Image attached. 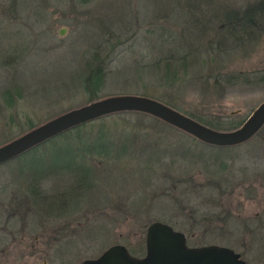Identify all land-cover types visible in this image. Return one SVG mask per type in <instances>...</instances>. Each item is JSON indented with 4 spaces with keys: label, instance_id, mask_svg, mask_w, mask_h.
I'll use <instances>...</instances> for the list:
<instances>
[{
    "label": "rangeland",
    "instance_id": "obj_1",
    "mask_svg": "<svg viewBox=\"0 0 264 264\" xmlns=\"http://www.w3.org/2000/svg\"><path fill=\"white\" fill-rule=\"evenodd\" d=\"M244 2L17 0L15 19L0 17V143L29 130L30 125L86 104L89 89L84 88L82 76L86 60L94 52L103 58V80L93 91L97 97L150 96L180 113L213 120L222 129L241 123L264 100V26L251 42H213L210 54L203 49L190 54L185 68L179 62L174 64L176 72L171 78L145 66L157 58L176 59L180 52L172 49L174 37L177 30L186 35L193 18L206 23L216 4L221 11V6L240 9ZM60 29L62 34H58ZM215 34L213 30L209 33L212 37ZM181 48L177 49L183 52ZM216 48L220 51L218 59L215 57L218 64L208 60ZM4 56L11 60L9 64L1 61ZM216 72L219 77L227 74L229 82L214 86L212 74ZM12 81L18 88L22 85L23 95L8 102L1 98V90ZM92 124L81 130L91 132L92 137L104 130L116 142L137 134L135 142L118 158L98 154L86 157L84 162L92 172L89 186L77 189H69L74 184L69 169L56 170V174L34 184L29 182L36 172L33 166L17 164L21 163L18 160L3 163L0 221L16 204H37L33 186L44 197L37 205H44L46 198L62 199L52 195L66 189L73 193L65 203L68 210L64 219L84 224L74 234L78 243L86 242L77 260L97 255L113 243L142 253L148 223L157 220L176 227L192 212L197 220V243L228 244L251 264L264 261V126L241 145L213 148L140 112L108 115ZM50 145L43 144L37 154L32 152L22 162L29 163L31 157L39 155L47 158L38 162H52L49 155L57 157L58 151L50 150ZM73 155L75 152L68 150L60 157L72 160ZM16 167L27 180L25 185V180L17 177ZM46 167L42 164L41 169ZM220 210L229 211L223 213L226 217L231 215L223 220L225 224L202 218ZM238 216L244 217L242 229ZM74 248L71 255L78 251Z\"/></svg>",
    "mask_w": 264,
    "mask_h": 264
},
{
    "label": "trees",
    "instance_id": "obj_2",
    "mask_svg": "<svg viewBox=\"0 0 264 264\" xmlns=\"http://www.w3.org/2000/svg\"><path fill=\"white\" fill-rule=\"evenodd\" d=\"M190 1H193V0H190ZM15 5H17V0H8L5 3L0 2V17L5 18L7 20L15 19L16 13H17L16 9H14ZM216 5H215L214 12L211 13V19H209L206 23L199 21L197 18H193V20H194L192 22L193 25H191V23H190L189 27L186 30L187 36L185 35L183 30H180V31L177 30L178 36L175 34L176 36L174 37V40H173L176 42H175V44L174 43L172 44V49H175L176 51L180 52V53H178V56H176V59L171 60V58H168V57L157 58V59H154L155 62L148 63L147 64L148 66H145V67L154 68L155 71L157 73H159L160 75H161V72L164 74L166 73L165 76L166 77L170 76V78H171V77L175 76V74L172 75V73L176 72L175 71L176 68L174 69V67H175L174 64H177V62H179L182 65V67L185 68V66L187 65L186 57H189L190 54H193V53L196 54L197 51H199L200 49L207 50V51H209V54H210L212 52V51H210V49H211L210 47H212L211 45L215 44L213 42L222 43V42L230 41L232 44H235V43L239 44L241 42H244L243 40H247L248 42H251L252 40H255V38H257L258 36H260V34L258 32L262 31V29H263L262 27L264 26V0H245L242 8H240V9H229V8H225L224 6L220 5L221 11H219V9H218L219 6L217 7ZM211 21H212V23H211ZM172 24H174V23H172ZM211 25H212V27H211ZM211 30H213V32L216 33L215 34L216 36L214 35L212 37L209 35ZM21 45L24 46V44H21ZM180 46L182 47L181 49H183V52L178 50L180 48ZM17 50H19V49H17ZM213 51H215V50H213ZM219 52L220 51L217 50V48H216V52H214V54H212V58H208V60L210 59L213 61V63L218 64V62L215 61V57L217 58V55H220ZM204 53H207V52L204 51ZM14 54H16V56H17V54H18L17 51H15ZM168 54L173 57L174 52L170 51V52H168ZM207 55H208V53L206 54V56ZM4 57L1 58V61L3 62V64L4 65H6L7 63L9 64V62L11 61L10 59H8L9 57H5V58ZM10 57H15V56H10ZM85 63H86L85 64L86 69L84 68L85 73L82 76V80H83L84 88L89 89L88 90L89 91L88 99H87V101H85V103H88L90 101H93V100L100 98V97H97L93 91H94V88H96L97 85L99 83H101V81L103 80V67H102L103 66V64H102L103 58L101 60L100 58L97 57L96 52H94L86 60ZM160 64H163L162 66L164 68L167 67V70H164V69L161 70L163 67H161ZM158 70H159V72H158ZM213 70H214V67H213ZM218 75H219V72L212 74V82H213L212 84L214 86H217L218 82L219 83L220 82H229L230 77H228L227 74H223V77H219ZM170 78H168V79H170ZM13 82L14 81H12V84H9V83L6 84V87L1 90V98H3L4 100H6L8 102H12L13 100H15V96H17V95H19V96L23 95V92L21 91L22 85H20V88H18L16 86V83L15 82L13 83ZM20 93H22V94H20ZM147 97H150V96H147ZM123 112H135V111H123ZM118 113H122V112L106 114V115L100 116L94 120L73 126L69 129H67V130H65V131H63V132H61V133H59V134H57L51 138H48L47 140L27 149L26 151L22 152L21 154L3 162V163H6V162L11 161V160H18V161H21V163H17V164H20V165L25 164V165H29L30 167L33 166L34 169H36V172L31 174V176L29 178V182L33 181L34 184L36 182L41 181V180L48 179L50 176L56 174L57 171H59V169H63V168L69 169L70 173L72 174V177H73L72 180L74 182V184L70 185L69 189H72V188L77 189L79 187L82 188L83 185L88 187L89 186V180L88 179L91 178L92 172L89 169L88 164L86 162H84V160H86V157L98 154V156L103 155V156H113L115 158H118V157L122 156V154H124L127 147L130 148L129 145H131L135 142V135H137V134H132L130 136V138H125L124 140H122V142H116V140L114 141L112 138L107 137V136H110L109 132H106L104 130H100L102 133L99 132L96 134L95 137H92L91 132H86V131H83L81 129L84 126L94 125V124H92L93 121L99 120L102 117H105L108 115H113V114H118ZM135 113H139V112H135ZM184 114L189 116L190 118L196 120L197 122H200L206 126H209L213 129H217V130H230V129L236 128L237 126L240 125V123L231 124L229 127H226V129H222L219 126H216L215 124H213V122H212L213 120L208 121V120L202 118L201 116H198V115L196 116V115H193L191 113H184ZM145 115H148V114H145ZM148 116H150V115H148ZM151 117L154 118L153 116H151ZM154 119H156V118H154ZM156 120H158V119H156ZM158 121L163 123V124H166L160 120H158ZM166 125H168V124H166ZM34 126L35 125H30L29 129L34 127ZM168 126H170V125H168ZM263 126H264V124L260 127V129ZM176 130H178V129H176ZM178 131H181V130H178ZM258 131L255 132L254 135H256L258 133ZM23 132H25V131H23ZM181 133L187 135L188 137H190L192 140H194L196 142L202 143L203 145H205L207 147H213V148L214 147H216V148L235 147V146H238V145H241V144L247 142L251 137L254 136L253 135L248 140H246L242 143L236 144V145L212 146V145H209V144H206L204 142L197 140L196 138L188 135L187 133H185L183 131H181ZM63 135H66V136L64 138H62ZM7 141H9V139L1 142L0 145L7 142ZM56 141L61 142V145L54 146L53 144H55ZM106 142L109 144H107ZM47 143L51 144L50 150L54 148L55 150L58 151L56 153L57 157L49 155L48 159L51 160L52 162H49L48 164L38 162L37 159L43 160V159L47 158V157L44 158L42 155H39L40 158H37L35 156L31 157L33 160L31 159V161L29 163L22 162V160H24V158L27 157L28 155L30 156L32 154V152H34V154H37L36 150L40 146H42L43 144H47ZM112 143H114L116 145H110ZM145 147H143V148L145 149ZM68 150H70L72 153L75 152V156L73 155L72 160L71 159L70 160H63V158L60 157V155H62V152L68 153ZM126 152H128V151L126 150ZM144 159L149 160L146 157ZM3 163H0V165H2ZM42 164L44 166L47 165V167L45 168V169H47V171L44 173L41 172V170H45V169H41ZM49 166H53V167L49 168ZM20 169H22V168L20 167ZM15 170H17V172H18L17 177L19 179L25 180V178L22 177V172L20 173V171L17 169V167ZM26 181L27 180H25L24 185L26 184ZM64 190H65V191H63L64 195H66L65 203H67L69 201L68 198L71 196L70 194L73 192H68V191H66V189H64ZM31 192L35 193L34 196H36L38 199L39 198L44 199L43 196L37 195L38 193L36 192L35 186H33V188H31ZM58 193H61V192H58ZM38 199L35 200V202L37 204H38V202H37ZM49 204H52V202H51V200L46 198L44 205H49Z\"/></svg>",
    "mask_w": 264,
    "mask_h": 264
},
{
    "label": "water",
    "instance_id": "obj_3",
    "mask_svg": "<svg viewBox=\"0 0 264 264\" xmlns=\"http://www.w3.org/2000/svg\"><path fill=\"white\" fill-rule=\"evenodd\" d=\"M62 33L60 29L58 34ZM123 111L148 114L212 146L242 143L264 124V100L236 128L217 130L151 97L138 94L111 95L68 109L1 144L0 163L73 126ZM237 256L231 249L218 245L187 247L180 232L160 221H152L145 229L142 256H132L124 246L114 244L97 257L84 259L78 264H245Z\"/></svg>",
    "mask_w": 264,
    "mask_h": 264
},
{
    "label": "flooded vegetation",
    "instance_id": "obj_4",
    "mask_svg": "<svg viewBox=\"0 0 264 264\" xmlns=\"http://www.w3.org/2000/svg\"><path fill=\"white\" fill-rule=\"evenodd\" d=\"M37 195L39 196V194ZM52 196H60L62 199L58 198L54 201L51 200L52 204L49 205L16 204L12 206V211L4 214V219L0 221V264H78L84 259L97 257L111 245L120 244H110L101 250L97 255L95 254L77 260L80 252L86 249L84 248L86 242L78 243L79 240H75L74 234L80 228H83L84 224L80 221L73 224L64 219L67 216L66 212L68 210L65 209L68 208V206L65 204L66 195H64V192L57 193V195L53 194ZM224 211L225 210L216 211L212 213V215L207 213V216L202 215V218H204L208 223L220 222L225 224L223 220L231 215L228 214L227 217L224 216L223 213H229V211ZM191 214H188V220H180L176 227L164 221L160 222L169 225L174 231L180 232L183 236L184 244L187 247H199L204 245H218L226 247L238 255V260L243 261L245 264H251V261H249L241 251L228 244L197 243V231L194 230L196 228L197 220ZM209 215H211L210 219ZM9 217L14 218L15 221H10ZM238 217H240L239 224L242 226V229L245 227V225H243L245 224L244 217ZM39 218L42 220H39ZM241 234H243V232ZM120 245L124 246L127 252L132 256L138 257L144 254V236L142 253L132 252L127 246L123 244ZM73 247H75L74 249L78 251L76 254L71 255L73 253H70V249ZM258 261L259 262L257 264L264 263V261Z\"/></svg>",
    "mask_w": 264,
    "mask_h": 264
}]
</instances>
